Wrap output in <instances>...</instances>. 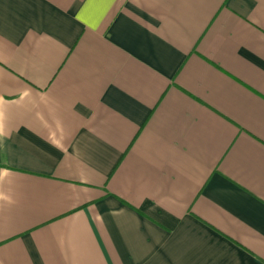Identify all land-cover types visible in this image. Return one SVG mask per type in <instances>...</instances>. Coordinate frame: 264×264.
Instances as JSON below:
<instances>
[{
	"label": "crops",
	"instance_id": "0c3cea01",
	"mask_svg": "<svg viewBox=\"0 0 264 264\" xmlns=\"http://www.w3.org/2000/svg\"><path fill=\"white\" fill-rule=\"evenodd\" d=\"M0 264H264V0H0Z\"/></svg>",
	"mask_w": 264,
	"mask_h": 264
}]
</instances>
